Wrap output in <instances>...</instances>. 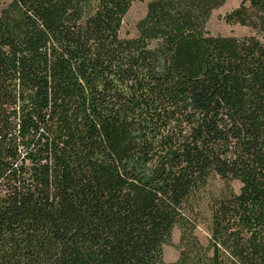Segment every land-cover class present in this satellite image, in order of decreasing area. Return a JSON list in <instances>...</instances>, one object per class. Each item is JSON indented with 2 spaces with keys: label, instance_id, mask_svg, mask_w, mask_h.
Instances as JSON below:
<instances>
[{
  "label": "trees",
  "instance_id": "obj_1",
  "mask_svg": "<svg viewBox=\"0 0 264 264\" xmlns=\"http://www.w3.org/2000/svg\"><path fill=\"white\" fill-rule=\"evenodd\" d=\"M134 1L1 7L0 264H264V0Z\"/></svg>",
  "mask_w": 264,
  "mask_h": 264
},
{
  "label": "rangeland",
  "instance_id": "obj_2",
  "mask_svg": "<svg viewBox=\"0 0 264 264\" xmlns=\"http://www.w3.org/2000/svg\"><path fill=\"white\" fill-rule=\"evenodd\" d=\"M9 0H0V9ZM149 0L134 1L123 19V35L136 36V23L146 12V5ZM240 0H226L225 3L217 9H214L207 23V30L213 35H234L243 36L251 33V30L240 24H229L224 20V15L235 8ZM235 191L239 188V182H231ZM225 186L218 176H212L208 179L207 184L197 194V210L199 215L198 225L195 233L203 244H207L209 236L208 224L210 220V203L213 198L219 197L224 192ZM179 239V230L175 227L172 232V242L163 245L164 261H174L178 257L176 247Z\"/></svg>",
  "mask_w": 264,
  "mask_h": 264
}]
</instances>
